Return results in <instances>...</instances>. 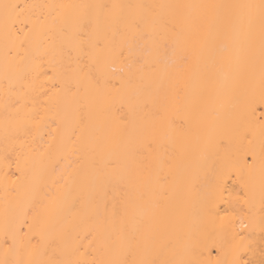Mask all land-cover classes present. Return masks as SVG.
Returning a JSON list of instances; mask_svg holds the SVG:
<instances>
[{
    "label": "bare ground",
    "instance_id": "6f19581e",
    "mask_svg": "<svg viewBox=\"0 0 264 264\" xmlns=\"http://www.w3.org/2000/svg\"><path fill=\"white\" fill-rule=\"evenodd\" d=\"M12 2L37 7L27 27H0V259L15 240L26 246L10 259L101 264L133 233H147L146 254L160 259L231 260L241 237L258 255L259 13L249 46L231 29L218 36L220 22L193 23L245 10L189 6L260 0ZM112 4L152 6L119 10L148 18L151 39L134 45L143 67L80 55V20L103 34L110 10L99 6ZM250 150L252 168L242 159Z\"/></svg>",
    "mask_w": 264,
    "mask_h": 264
},
{
    "label": "snow or ice",
    "instance_id": "6c2138e0",
    "mask_svg": "<svg viewBox=\"0 0 264 264\" xmlns=\"http://www.w3.org/2000/svg\"><path fill=\"white\" fill-rule=\"evenodd\" d=\"M37 7L27 3L12 2V0H0V27L3 28L6 34H11L12 30L16 28L18 24L28 26L32 9ZM78 7L89 8L90 5H82ZM101 8L109 9V13L105 16V23L109 25L108 31L103 34H94L90 31L92 25L91 19L85 17L79 22L78 31L76 37L78 39V47L80 48V55H88L94 60L98 61L102 57L108 59H121L127 62L129 67L132 63H140L144 66L143 57L137 55L134 45H137L140 41H148L151 39V34L146 30L148 24V18L145 14L130 15L123 17L120 13V9L124 7H137L146 8L152 6L136 5V6H123V5H100ZM189 7H201V8H214V9H240L241 11L236 15L225 14L222 21L219 15L212 17L211 19L206 16H198L193 20L201 29H207L217 22L221 23V28L218 31V36H223L228 29H231L238 33L241 38V42L251 46L254 36V26L257 21L256 11L258 10V19L260 24V54H261V92L260 99L264 102V0H260L257 4H243V5H203V6H189ZM97 20V24H99ZM176 25H170L171 30H175ZM27 34L25 33V36ZM151 51V48L148 49ZM71 49L69 50V53ZM127 53V55H125ZM51 79V77H49ZM55 86V85H54ZM260 163L261 168L264 170V141L260 145ZM248 168L254 167L257 160V154L254 150H250L242 157ZM251 160V163H248ZM164 195V194H162ZM115 214V213H114ZM127 210H125V215ZM241 223L243 221L241 220ZM262 230H264V216L261 217ZM247 227V225H244ZM122 239L127 240V246L122 249L121 255L118 259H112L108 261H102L101 264H212L211 261L197 262V261H176L168 259H160L158 257H150L146 254L145 242L149 239L147 233H133L131 235L122 236ZM5 243H8L7 239ZM27 245L31 244V241L26 242ZM26 245L19 244L15 240L8 245L4 250V258L0 259V264H96L95 260L89 261L86 258L78 259H10L9 257L19 250L23 249ZM251 253V255H249ZM55 255V253H53ZM84 254H81L83 256ZM249 258L245 259L244 257ZM215 264H264V246H261L259 253L252 249L250 244L245 245L244 239L241 237L240 244L233 252L231 260L215 261Z\"/></svg>",
    "mask_w": 264,
    "mask_h": 264
}]
</instances>
